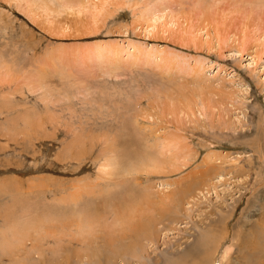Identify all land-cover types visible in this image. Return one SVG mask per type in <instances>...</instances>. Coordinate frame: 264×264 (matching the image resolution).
<instances>
[{
  "label": "rangeland",
  "instance_id": "1",
  "mask_svg": "<svg viewBox=\"0 0 264 264\" xmlns=\"http://www.w3.org/2000/svg\"><path fill=\"white\" fill-rule=\"evenodd\" d=\"M64 4L0 0V264H264V0Z\"/></svg>",
  "mask_w": 264,
  "mask_h": 264
},
{
  "label": "bare ground",
  "instance_id": "2",
  "mask_svg": "<svg viewBox=\"0 0 264 264\" xmlns=\"http://www.w3.org/2000/svg\"><path fill=\"white\" fill-rule=\"evenodd\" d=\"M63 3H65V4H72V3H80L81 4V2L83 1V0H61ZM65 4H64V6H65ZM96 5V4H95ZM99 5V4H98ZM96 7V6H95ZM63 9V8H62ZM24 11V13L30 18L31 16H30V13H31V9H23ZM30 10V11H29ZM26 16V17H27ZM31 19V18H30ZM181 25V24H180ZM153 29V28H152ZM151 29V31L152 32H150L149 30H147V31H149V32H147V36L149 37L150 35H152V33H153V30ZM205 29V28H204ZM145 32V31H144ZM143 35L145 36L146 34H144L143 33ZM132 43V42H131ZM131 43H129V44H131ZM138 44H135V43H133V44H131V47H132V50L131 51H128L127 52V55H129V57H130V59L132 60L134 57H136V56H138V55H143V54H145V56H144V58H148V56H152L151 55V51H149V50H142L141 48H140V46L138 47L137 46ZM138 47V48H137ZM149 48V47H148ZM152 48V47H151ZM113 49V48H112ZM152 50V49H151ZM111 51V50H110ZM110 51H108V52H110ZM116 54H114L112 57H113V59L112 60H115L116 62L117 61H120L121 60V58H120V52L119 51H117V52H115ZM165 53V52H164ZM165 55V54H164ZM164 55H163V57H164ZM128 57V56H127ZM125 59V58H124ZM127 60V59H126ZM114 61V62H115ZM138 63V62H137ZM135 127V126H134ZM147 159H148V157H146ZM115 164V163H114ZM126 167V168H125ZM139 167L135 164V163H132V164H129V163H127V164H125V166H123V167H121V171H123V172H127L128 170H133V171H136V170H138L139 171ZM124 199V198H123ZM123 202H125L124 200H123ZM135 202V201H134ZM125 204V203H124ZM75 205H76V201H75ZM128 208V207H127ZM126 209V208H125ZM126 211H127V209H126ZM74 213V214H73ZM72 214H73V216H72ZM116 217H119L118 215L116 216ZM69 218H71L70 220L71 221H74L76 224H77V226H78V229H79V231H80V233L82 234V233H86L87 231H89V229L90 228H92V227H94L95 225H98V226H102V228H103V230L105 229V226H104V221L100 218V220L97 218V217H95L94 215H92L90 212H83V211H81V212H77V211H75L74 209L72 210V212H71V217H69ZM103 218V217H102ZM127 218H129V216L128 215H126V216H123V215H121V218H119V219H117L116 221H118V222H114V223H112L111 224V226H115V225H121V223H123V221L125 220V219H127ZM103 221V222H102ZM126 222V221H125ZM115 224V225H114ZM148 224V223H147ZM123 225V224H122ZM133 225H135V224H133ZM24 226V225H23ZM146 226H148V225H145V227ZM134 228H136V227H133V228H131V231H133L134 230ZM120 231H122V233H123V230L125 229L126 230V228H124L123 227V229L121 228H118ZM137 229V228H136ZM143 229H145V228H143ZM148 229V228H147ZM128 230V229H127ZM130 230V229H129ZM128 230V231H129ZM19 231H21V230H18V231H16V232H12V237H15V238H17V239H21L22 237H27L28 235H27V232H26V230L24 231V232H19ZM145 231V230H144ZM135 231H133V233H134ZM146 232H148V230L146 231ZM145 232V233H146ZM153 231L151 230V233H152ZM3 233V232H2ZM79 233V234H80ZM145 233H144V236H145ZM154 233V232H153ZM125 234H128V233H125ZM138 236H141L140 234H138ZM146 236H150V234L149 235H146ZM12 237H10V238H12ZM3 239H8L7 238V236L6 235H4L3 234V237H2ZM9 238V239H10ZM11 240V239H10ZM22 240V239H21ZM114 239H113V237H112V239H109L108 240V244H106V242H105V246H106V248L107 249H109V252L110 251H113L114 252V250H115V248H116V246H114L115 244L113 243V242H115V241H113ZM125 240V239H124ZM8 241V240H7ZM19 241V240H18ZM9 242H11V241H9ZM11 246H12V243L10 244ZM8 246V245H7ZM6 246V247H7ZM120 247H122V245H120ZM119 247V248H120ZM118 248V249H119ZM123 248V250L124 251H122V252H126L125 250H126V247L124 248V247H122ZM226 248H227V246L224 248V250H223V252L226 250ZM7 250V249H6ZM120 250V249H119ZM135 250V249H134ZM228 250L229 249H227L226 250V252L228 253ZM116 252H119V251H117V249H116Z\"/></svg>",
  "mask_w": 264,
  "mask_h": 264
}]
</instances>
